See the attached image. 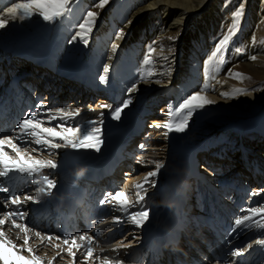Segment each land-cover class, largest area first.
<instances>
[{
    "label": "bare ground",
    "instance_id": "bare-ground-1",
    "mask_svg": "<svg viewBox=\"0 0 264 264\" xmlns=\"http://www.w3.org/2000/svg\"><path fill=\"white\" fill-rule=\"evenodd\" d=\"M91 1V10L99 15L86 46L79 38L73 43L69 41L89 9L82 13L81 19L74 27L67 24V17L51 23L38 15L24 20L17 18L13 21L9 18V24L0 29V58L7 56L8 60L11 52L17 51L23 57L29 58L41 57L40 54L44 53V57L48 56L51 60L54 69L58 68L59 71L71 74V79H63L62 74H48L50 78L47 79L52 86L40 87L42 94V91L48 93L45 94V99H42L41 95L42 100L38 103H43L53 110L58 107L80 108L81 113L77 120L82 123L99 120V114L103 113V144L108 141L111 142L110 147L114 144L115 152L112 154L109 152L111 149L105 151L101 147L99 151L86 150L65 145L59 140L54 142L60 143L61 146L51 153L41 152L37 155L34 151L35 145L30 146L28 151L36 158L52 159L56 162L55 168L41 170V174L35 177V185L39 182L46 183L43 180L45 176L57 185L76 175L78 180L73 185L77 187L83 181L85 188L89 191L91 189V200H104L105 203L99 204L98 211L94 213L93 204L83 207L84 213H80L76 219V226L45 213L46 216L40 219L32 213L30 205L27 209L23 207L22 213L25 215H17L3 204L6 195L11 190L13 192L17 185V181L8 178L6 187L9 188V193L0 194V199L3 200L0 201V214L6 221V224H0V231L18 245L30 238V244L25 247H32L34 254L40 257L43 264H175L174 257L186 263L189 256H200L199 264H264V245L257 243L264 239V229H258L254 225L248 228L234 226V220L242 214V209L264 206V189H259L261 181L264 180V152L250 156L251 160L254 159L262 165L259 168L260 175L254 178L253 173H242L241 164L236 162L238 155L232 146V143L236 146L241 142L245 150L253 148L254 152L261 149L264 151V70L259 75L247 72L242 77H237L230 69L233 73L230 76L229 69L223 68L222 62L218 61L225 52L227 53L226 50L230 49L231 44L240 38V33L250 44L247 43L248 51L251 53L255 50V56L260 55L264 59V47L256 48L252 42L253 37L264 34V0H121L120 6L113 11L111 17L108 16L109 10L118 0H109L103 9L94 7L97 0ZM13 2L14 0H0V16H6L7 7ZM212 2L215 5L211 7L210 12L201 16L206 23L190 31L189 36L181 43L178 37L183 32L181 22L192 12L199 15L205 6ZM241 5L243 11L237 23L233 14ZM149 11L156 13L159 27L153 28L147 24ZM107 17H110V20H107ZM245 21H248V25L247 29L243 30ZM120 22L124 24L114 27L113 24ZM233 24H236V27L229 44L220 52H216L217 41ZM253 30L255 33L252 34ZM120 31L124 35L117 38ZM169 31H172L171 35L167 33ZM113 44L117 46L115 51L112 49ZM149 45L155 51L151 53L150 61L146 64L144 61L149 59ZM10 61L9 66L5 60L6 63L0 66V80L3 82L0 93L5 92L0 94V99L7 102L4 106L0 104L3 109L8 106V90L12 87L11 79L15 74L22 71L26 75L29 70L32 74L35 73L24 58ZM105 67L108 68L107 83L99 79L105 75ZM13 71L16 73L12 74ZM35 81L34 77L27 76L20 82L30 85ZM205 85L208 86L206 90ZM132 86L136 87V91L131 93L133 103L124 110L119 121L111 119L110 108L120 106L128 98L127 89ZM16 88H11L12 93L16 95L11 94L9 99H21L16 105L20 113L15 118L21 122L25 117L21 112H34L35 108L32 110L31 107L37 106L38 103L33 100L34 102L24 105L22 101L25 94L19 95ZM59 88L61 91L55 96ZM198 91L214 103L196 111L185 132L173 131L165 136L166 130L156 125L178 120L180 116L171 117L169 112H175L183 99ZM222 93H228L229 96L225 97ZM66 98L69 100L66 101ZM95 99L96 106L93 104ZM159 103L161 106L155 112L153 108ZM103 105L110 107L105 108ZM10 110L14 112L13 108ZM0 120L2 121V117ZM143 120H148L149 124L142 140H148L152 135L144 144L146 149L138 154L143 156L144 162L152 156L154 150H164L166 147L173 148L180 156L179 165L163 166L157 177L150 178L149 185H144V179L149 171L156 170L155 166H151L155 161L133 167L117 154L119 152L123 155L125 150L132 151L131 144L125 146L126 139L129 138L128 131ZM9 121L6 120V123ZM9 123L12 125L11 130L5 134L4 139H12L21 144L16 138L23 130L19 129L14 121ZM253 124H258V133L254 132ZM137 130L138 134L142 133L141 128ZM247 130L250 135L244 132ZM116 137L117 139H114ZM133 139L135 143L137 138ZM159 140L164 142V146L158 143ZM120 144L127 148L120 150ZM220 145L219 149L213 148ZM200 146L208 149L202 152L204 157L198 153L201 152ZM223 153L228 157L219 160ZM84 156L90 158L78 173L58 171L67 164L80 165L82 160L85 161ZM60 159L64 162L61 163ZM104 172H107L106 177L102 176ZM93 173L101 175L100 181L109 180L111 189L118 187L117 191L124 190L134 203H137V192L140 191L136 185L144 186L140 194L144 196L145 202H141V206L144 205L145 210L149 211V219L143 226L124 221V214L114 206L115 201L105 200L111 193L102 198L103 191L98 189V183L94 182L91 176ZM226 178L240 180L242 185L236 184V189L244 197L235 201L236 195L231 196L233 192L230 196L221 195V184L225 183V189L231 185ZM241 186L247 188L243 189ZM40 188L44 191L40 192ZM17 189L22 203H25L26 199H32L34 205L40 204L38 198H44L45 193L51 192L49 187L43 185L32 189L17 186ZM204 189L208 192L204 196L209 203L206 206L198 197V191L202 190L203 193ZM247 189L250 191L249 195L246 193ZM211 190L214 194L221 195L217 194L214 202H211ZM251 193L256 195H250ZM182 195L189 201L186 208H183ZM224 209L230 219L223 222L221 216ZM101 210L106 211L102 216ZM188 215L196 217L197 224L205 227L206 232L191 231L188 235L190 238L184 241L186 246L180 245L179 249L171 254L172 257L160 255L157 250L161 247L163 229L170 228L169 220L182 218L185 221L184 217ZM255 219L264 223V217ZM145 236L146 240H143ZM215 238L220 242L215 251L220 254L211 260L208 244H212ZM73 241L81 247L87 246L83 261L80 249H73L76 252L75 259L69 253L68 249ZM237 250L242 254L234 255ZM88 252L92 254L91 257ZM23 254L28 255L27 252Z\"/></svg>",
    "mask_w": 264,
    "mask_h": 264
},
{
    "label": "snow or ice",
    "instance_id": "snow-or-ice-1",
    "mask_svg": "<svg viewBox=\"0 0 264 264\" xmlns=\"http://www.w3.org/2000/svg\"><path fill=\"white\" fill-rule=\"evenodd\" d=\"M108 3L109 0H97V4H95L94 7L103 9ZM225 6H227V4ZM72 7L73 0H14V2L11 3V6L7 7L6 16H0V29H4L9 24V18L13 21L17 18L24 20L31 18L34 15H38L46 22H55L58 19L70 15ZM242 11L243 5H241V7L233 14L237 23L239 22ZM98 15V12L88 10L82 22L78 24V30L69 42L73 43L79 38L86 46L89 43L88 38L93 31ZM129 23H131V21H129ZM235 27L236 24H233L217 41L216 52H220L229 44V41L234 35ZM122 35H124L122 31L118 32L117 38H120ZM116 48L117 46L113 44V51H115ZM154 51L155 49L149 45V59L144 61L146 64L149 63L151 53ZM251 59L254 60L256 57L252 56ZM103 71L105 75L100 76L99 79L100 81L107 83L108 68L105 67ZM228 75H233L231 70H229ZM234 75L239 77L241 74L235 73ZM207 87L208 86L205 85L204 90H206ZM135 91V86L129 87L127 89L128 98L125 99L120 106L110 108L109 116L111 119L119 121L122 118L124 110L133 103L131 93ZM222 95L225 97L229 96L228 93H222ZM213 103L214 101L207 99L201 91L195 92L183 99L175 112H169V116L171 117L180 116L178 120L162 125L157 124L156 127H162L165 129V136L173 131L183 133L188 128L189 121L193 114L198 110H203L207 105ZM102 107L109 108L110 106L103 105ZM80 113V108L66 109L65 107H58L53 110L47 108L43 103H38L35 111L26 114L18 124V128L23 131L17 135L16 140L21 141V144L14 142L12 139H0V178L8 177L13 173L35 176L40 173L42 169L56 167V162L52 159H39L36 158V156H33L31 154L32 152L28 151L29 147L32 145L36 146L34 151H36L37 155L41 152L51 153L52 150L59 148L61 144L54 142L57 140L62 141L65 145H71L75 148L99 151L103 143V113L99 114V120H91L83 123L77 120ZM54 121L55 123L53 124ZM141 148H143V146H141ZM12 153H14V155ZM140 162H144L143 156L140 157ZM155 168V171L148 172V175L144 179V185L150 184V178L157 177L160 173V169L163 168V165L156 164ZM43 180L50 187H55L54 181L50 180L47 176L43 177ZM32 182L36 183L35 180ZM136 188L140 191L144 190V186L139 184L136 185ZM0 191L9 193V188L0 185ZM43 191L44 189L40 188V192ZM140 191L137 192V203H134L129 199L128 194L124 190H118L111 193L105 198V200L106 202L115 201L114 206L124 214V221L137 226H143L149 219V211L145 210L144 205L141 206V202H145V198L140 194ZM38 194L39 193H37V195ZM250 195H256V193H251ZM5 199L10 202L11 205L15 206L12 211L17 215L24 211L18 192H11ZM148 207H151V205H148ZM133 209L136 210L133 211ZM241 211L242 214L234 220V226L236 228H248L249 226L254 225L258 229H264V223L255 219L256 217H264V206L259 208L251 207L248 209H242ZM0 224H6V221L0 220ZM16 227L18 228L19 225H16ZM65 243H67V240ZM257 243L264 245V239L257 241ZM28 244H30V238L25 239L22 241V244L18 245L12 239H9L4 232L0 231V264H43L40 257L34 254L32 247H25V245ZM74 248L80 249L83 261V253L87 251V246L81 247L75 241L72 242V246L68 251L75 259L76 252L73 251ZM24 252H27L28 255L23 254ZM233 254L240 255L242 253L237 250ZM91 255L92 254L88 252V256L91 257Z\"/></svg>",
    "mask_w": 264,
    "mask_h": 264
},
{
    "label": "rangeland",
    "instance_id": "rangeland-1",
    "mask_svg": "<svg viewBox=\"0 0 264 264\" xmlns=\"http://www.w3.org/2000/svg\"><path fill=\"white\" fill-rule=\"evenodd\" d=\"M120 1L121 0H118V2H115L113 4L114 6L109 10L110 13L108 14V16L109 15H110V17L112 16L113 11L118 6H120L119 5ZM91 5H93L91 0H73L72 12H71L70 15H67L66 16L67 19H65L67 21V24H69L70 26L74 27V25L81 19L82 13L86 12L87 9L91 10V8H92ZM214 5H215V3L213 4V2L211 4H209V5H206L204 10L201 13H199V15L198 14L194 15L193 12H192V14L190 13V15L187 18H185L184 21L181 22L183 32L180 34V36H178L179 39L181 40V43H183L184 39L189 36L190 31H192L194 28H197L198 25H200L202 23H204V24L206 23V22H204L203 18H201V16L202 15H206L207 13H209L210 10H211V7H213ZM157 12H159V11H157ZM148 13L150 15L148 14L149 16L146 19L147 24L149 26L153 27V28L159 27L160 25H159L158 21L156 20L157 19L156 18L157 17L156 13H153L152 11H149ZM110 17H107V20L108 19L110 20ZM123 24H124L123 22L122 23L120 22L119 24H113V25H114V27H120ZM109 25H111V24L109 23ZM247 25H248V21H245V23L242 25V29L243 30L247 29ZM167 33L169 35H171L172 31H169ZM253 33H255L254 30L252 31V34ZM240 34H241L240 38L238 40H236L234 44H231L230 49L226 50L227 53L225 52V54H223L222 58L218 59V61L222 62L221 66H223V68L229 69V70L231 69V70L234 71V73H240L241 74L240 77H242L244 74H247V72H251V73L253 72L256 75H259L264 70V59H262V57L260 55L255 56V54H254L255 50H252L251 53L248 51V48H249L248 45H250V44L247 42L246 39H244L243 34L242 33H240ZM252 42L254 43V45H256V48H260V46L264 47V34L260 35V36L256 35L255 37L252 38ZM247 43H248V45H247ZM237 49H238V51H237ZM252 56H255L256 59H254V60L251 59ZM2 57H4V56H1V58ZM217 58H218V55H217ZM4 60L8 62L7 59H4ZM4 60H2V61L0 60V66H2L3 64L6 63V62H4ZM236 67H238V68L236 69ZM16 71L18 72V70H16ZM16 71L15 72L13 71L12 74H15ZM60 91H61V88H59L57 90V92H55V96H57ZM42 92H43V95H42L43 98L42 99H45V97H46L45 94H47L48 92H44V91H42ZM4 93L5 92H2L0 94H4ZM88 95L90 97L91 94L88 92ZM114 96H116V94H114ZM67 98H66V101L69 100V99L67 100ZM54 99L57 100L56 98H54ZM161 99H163V97ZM86 102H88V100H86ZM93 104L96 106V104H97L96 99L93 100ZM160 106H161V104L159 103L156 107L153 108V110L156 112V110H158V108ZM35 108H36V106H35ZM147 121L148 120H143V121L139 122V125H136L135 126L136 128L133 131H132V129L134 127H132L130 129L133 133L136 134L137 137H134V138H137V141L141 140V142H142V139H143L142 136L148 130V128H146L148 126V124H149ZM16 126H18V124H16ZM138 128H141V130H143L144 132L142 131L141 134H138V132H139L137 130ZM253 128H254V132L255 133H256V131H257V133L259 132L257 130L258 129V124H253ZM130 130L128 131V136H129V133L131 132ZM244 132H247V134H248V130L244 131ZM248 135H250V134H248ZM137 141H135V146H136L135 149L136 150L138 148L137 143H136ZM158 143L161 144V145L164 144V142H162L161 140H159ZM119 146L121 147L120 150L127 148V147L122 146L121 144L118 145V147ZM250 147H252V146H250ZM111 148L112 149L109 152L112 154L113 152H115L114 144H112ZM161 148H163V147H161ZM199 148H200L201 152L198 151V153H201V155H202V152H205L206 150H208L205 146H202V147L200 146ZM130 152H133V150L129 151V153ZM149 152H151V151H149ZM230 152H232V151H230ZM260 152H264V151L261 149L259 151H256V154L260 153ZM252 153H254L253 148H252ZM138 154H139L138 151H134L133 153L130 154V156L132 158H135V156H137ZM256 154L254 153L253 155L252 154L248 155L249 160H250V156L254 157V155H256ZM233 155H234V153H233ZM202 156L204 157V155H202ZM152 161H155L158 164L161 163L163 166L174 167V166H177V165L180 164V156H179L178 152L176 150H174L173 148L166 147V149L164 148V150H158V151L154 150V153H152V156L150 158H148V160L145 161V162H152ZM253 161H255V160L253 159ZM145 162L141 163L140 160H139V157H138L137 159L136 158L133 159V163L131 162V165L133 167H139V166H141L143 164H146ZM156 163H153L151 166H155ZM153 170H154V168H153ZM197 170H198V168H196V171ZM263 186H264V180L261 181L259 189H264ZM193 192H195V190H193ZM198 199L200 200V198H198Z\"/></svg>",
    "mask_w": 264,
    "mask_h": 264
}]
</instances>
